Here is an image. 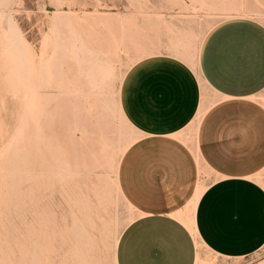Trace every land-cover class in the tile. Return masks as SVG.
<instances>
[{
  "label": "rangeland",
  "instance_id": "obj_1",
  "mask_svg": "<svg viewBox=\"0 0 264 264\" xmlns=\"http://www.w3.org/2000/svg\"><path fill=\"white\" fill-rule=\"evenodd\" d=\"M230 21L264 25V6L0 0V264H115L120 234L139 216L123 192L122 159L151 142L121 114L122 80L155 58L196 67L207 35ZM193 124L170 138L197 161L182 177L192 200L217 179L195 156ZM253 178L264 188V168ZM195 240V264H264V245L226 259Z\"/></svg>",
  "mask_w": 264,
  "mask_h": 264
},
{
  "label": "crops",
  "instance_id": "obj_2",
  "mask_svg": "<svg viewBox=\"0 0 264 264\" xmlns=\"http://www.w3.org/2000/svg\"><path fill=\"white\" fill-rule=\"evenodd\" d=\"M209 92L216 98L204 102ZM263 92L264 25L253 21L215 27L196 67L163 57L127 71L121 114L151 142L122 159L123 192L139 216L120 234L115 264H195V239L226 259L264 245V188L253 178L264 168ZM193 122L195 156L217 179L192 200L182 177L197 161L170 138Z\"/></svg>",
  "mask_w": 264,
  "mask_h": 264
},
{
  "label": "bare ground",
  "instance_id": "obj_3",
  "mask_svg": "<svg viewBox=\"0 0 264 264\" xmlns=\"http://www.w3.org/2000/svg\"><path fill=\"white\" fill-rule=\"evenodd\" d=\"M193 205H194V203H193Z\"/></svg>",
  "mask_w": 264,
  "mask_h": 264
}]
</instances>
